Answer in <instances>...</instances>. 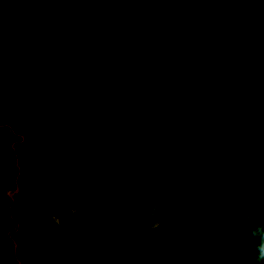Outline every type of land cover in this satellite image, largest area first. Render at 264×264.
I'll list each match as a JSON object with an SVG mask.
<instances>
[{"label": "trees", "instance_id": "16d2710c", "mask_svg": "<svg viewBox=\"0 0 264 264\" xmlns=\"http://www.w3.org/2000/svg\"><path fill=\"white\" fill-rule=\"evenodd\" d=\"M188 1L0 0V264L55 258L64 201L58 181L96 214L122 210L149 226L161 221L156 186L125 149L111 108L120 88L139 81L180 120L206 114L221 36L245 0H193L183 14ZM40 7L70 36L72 52L62 66L19 82L66 53ZM222 85L217 121L196 135L164 124L147 94L126 99L124 121L166 186L171 222L146 236L128 221L91 224L71 211L64 264H256L252 244L264 264V122L253 183L250 140L264 116V7L238 33ZM65 107L78 126L62 136L74 128ZM252 188L253 217L226 231L230 241L248 238L232 245L224 230L249 216Z\"/></svg>", "mask_w": 264, "mask_h": 264}, {"label": "water", "instance_id": "95a60500", "mask_svg": "<svg viewBox=\"0 0 264 264\" xmlns=\"http://www.w3.org/2000/svg\"><path fill=\"white\" fill-rule=\"evenodd\" d=\"M55 1V0H54ZM193 0H189L187 7L185 11L186 13L191 7ZM264 7V0H245L241 8L238 10L236 15L232 18L227 28L224 30L218 49L216 52V56L213 63V68L208 80V108L206 114L200 118L197 121L194 122H187L180 120L176 118L166 107L164 100L160 96V94L157 92L156 89H154L151 85L134 81L130 82L126 85H124L120 90L117 92L111 108V120L116 128L117 132L119 133L124 147L127 150L128 154L132 158V160L135 162V164L139 167V169L155 184L159 201L162 205V217L159 224L155 226H149L146 224L142 219H140L138 216L127 212V211H114L108 214H96L92 211H90L84 204L77 200H72L68 198V195L65 190V186L61 181H58L64 196V201L61 209V231H62V239H61V247L55 258L52 260L50 264H64L69 249H70V243L72 240V227H71V219H70V212L76 211L82 215V217L89 223L95 224V223H109L116 220H125L128 222H131L134 225L135 231L141 235L146 236H157L159 234H162L169 226L172 216H173V207L170 200L169 193L166 189V186L162 179L159 177V175L153 171L149 165L146 163V161L143 159V157L140 155L137 143L132 136L127 124L124 121L123 114H122V108L123 104L126 101V99L136 92H143L149 96V98L152 100L153 105L162 120L164 124L172 128L174 131L187 134V135H196L203 132H206L212 128V126L217 121L218 116L221 113V104H222V95H223V74L226 69V66L228 64V61L231 56V52L234 46V42L236 40V37L240 30L245 26L246 23H248L256 14H258ZM40 15L46 22L47 26L50 27L52 30L58 32L61 34L65 41H66V53L63 56V58L57 62L49 63L45 66H42L38 70L31 73L26 78H22L19 80V82H24L27 79H31L34 77H37L38 75L51 70L58 68L63 65V63L69 58L72 52V40L68 34H66L64 31H62L51 19L47 11H42L40 7ZM109 23V22H108ZM110 24V23H109ZM116 28H119L123 30L120 26H116ZM151 26L143 27L142 29H149ZM127 34H129L127 32ZM92 37H94V26H93V34ZM7 89V88H6ZM3 98L5 101H8L7 96L4 94ZM65 111L67 112L69 118L74 122V128L71 132L64 133L62 136H67L69 134H72L77 126L78 122L70 115L68 112V108L65 107ZM14 115L17 118V121L19 123V119L17 117L16 111L13 110ZM58 110H55V113H57ZM264 122V116L261 118L260 124L256 127L255 132L251 136V146L253 150L256 152L257 159L254 163L252 169H251V181L253 183L254 180V173L256 169L257 162L259 160V153L257 149L255 148V138L257 136V132L261 126V124ZM27 126H25L26 128ZM58 136H52L46 138V140L49 139H55ZM32 152L28 156V169H27V176L28 180H31L30 175V159L32 156ZM254 208H255V191L254 188H252L251 192V212L249 216L241 221H237L233 224H230L228 227L224 230V235L226 236V231L229 227L232 226H239L248 223L254 214ZM248 238V234L243 238L242 241L235 242L230 241L228 238L227 240L232 245H240L246 241ZM252 249L255 255L256 264H259L258 255L256 253V249L254 244H252Z\"/></svg>", "mask_w": 264, "mask_h": 264}, {"label": "rangeland", "instance_id": "374dc122", "mask_svg": "<svg viewBox=\"0 0 264 264\" xmlns=\"http://www.w3.org/2000/svg\"><path fill=\"white\" fill-rule=\"evenodd\" d=\"M161 217H162V216H161ZM160 219H161V218H160ZM57 221H58L59 223L61 222V220H60V219H57ZM159 223H160V221H159L157 224H159ZM157 224H156V225H157Z\"/></svg>", "mask_w": 264, "mask_h": 264}]
</instances>
